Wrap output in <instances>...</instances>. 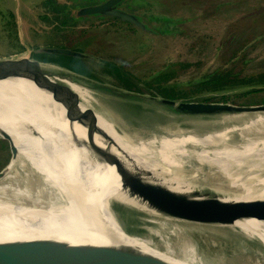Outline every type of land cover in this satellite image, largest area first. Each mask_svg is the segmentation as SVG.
Returning a JSON list of instances; mask_svg holds the SVG:
<instances>
[{
  "label": "water",
  "instance_id": "obj_1",
  "mask_svg": "<svg viewBox=\"0 0 264 264\" xmlns=\"http://www.w3.org/2000/svg\"><path fill=\"white\" fill-rule=\"evenodd\" d=\"M120 0H108L104 3L86 7L80 14H106L132 23L141 29L138 17L114 9ZM20 38L21 33L19 31ZM26 45V44H23ZM27 51L0 57V80L7 78H26L58 97L67 104L76 117L88 127L105 134L111 142V135L99 126L97 112H102L126 132L115 114H122L132 106L131 114L139 109L145 113H154L156 125L148 122L151 130L160 128L166 134L195 133L192 126L202 122L210 127L209 122L220 121L222 129L232 122L264 115V104L240 105L227 102H203L195 100L169 99L147 93L127 90L112 84L98 81L53 62H45L33 57V54H56L91 61L99 59L86 52L57 46L27 47ZM197 80L192 81L196 83ZM75 84L87 91L88 106L83 98L71 87ZM73 130V129H72ZM69 127V137L80 151L90 152L94 163H106L114 167L118 176L110 181L101 176V171H94V188L110 208H118L142 216L173 222L200 223L209 225L230 226L240 230L264 251V242L253 229L255 222L264 223V198L235 200L225 192L211 191L166 182L153 178L149 174L130 168L117 159L111 158L93 144L80 140ZM215 130V129H214ZM216 131V130H215ZM124 133V134H125ZM134 136V135H133ZM0 138L7 142L8 152L12 145L10 135L0 130ZM81 151L82 155L84 154ZM38 156V154L35 153ZM78 155H80L78 153ZM10 158V154H9ZM79 160V165L82 166ZM7 164L0 169L1 180L6 175ZM82 172L77 179L82 180ZM104 181L102 182L101 178ZM0 180V181H1ZM117 180L119 188L117 189ZM86 183L85 180H82ZM101 181V182H100ZM172 187V188H171ZM173 188L177 189L174 190ZM82 191L79 190L80 193ZM123 195V196H122ZM46 199L38 202L26 199H13L8 195L0 196V234L7 230L26 231V235L15 239H0V264H85L90 259L105 258L109 264H208L191 247L173 246L169 240L158 234L152 235L144 230L127 224L121 216L97 205H86L80 201L75 215H80L77 226L69 228L60 224L49 223L51 218L45 215L49 209ZM5 205L13 207L12 210ZM37 210H42L40 213ZM36 219L35 223L34 221ZM52 221V220H51ZM196 225V224H194ZM38 234V235H36ZM139 240L145 247L129 243L128 239ZM92 236L102 238L103 242L92 240Z\"/></svg>",
  "mask_w": 264,
  "mask_h": 264
},
{
  "label": "rangeland",
  "instance_id": "obj_2",
  "mask_svg": "<svg viewBox=\"0 0 264 264\" xmlns=\"http://www.w3.org/2000/svg\"><path fill=\"white\" fill-rule=\"evenodd\" d=\"M146 1L151 2L152 6H156L155 10L160 15L166 16L167 19H164L166 22L171 21L174 23L169 28L170 31H165L162 35L155 37L135 30L129 34L122 27L116 26L119 24L118 22L111 24V21H104L102 18H87L77 23H72L67 16L68 19L65 22L66 13L60 12L59 15L58 13L53 15V11H56L60 4L57 2L56 4L52 3V0H0V57L25 52L28 49L27 47L30 48L29 43H46L54 46L56 44L51 43L54 39L51 31L61 29L63 34H66L67 38H69V41L66 40V44H63L65 45L64 47L73 49L81 46L83 47V52L87 51L93 56L116 62L121 68H125L127 72L134 75L136 80H145L166 64L178 61L186 63L189 66L185 69H180L178 71L180 75L175 80H172V82L183 83L197 80L206 72L218 66L226 64L230 67L241 60L240 57H231L230 50L224 51V53L222 51L216 53L217 47L223 45L224 48H228L229 44L242 43L245 38H254L261 33L264 34V0ZM155 2L159 3L155 4ZM47 8L52 9L48 10ZM8 16L14 19L12 23L14 27L10 28L4 23ZM17 19H19L20 23L16 22ZM17 25L21 27V38L23 40L19 39L20 34ZM242 32L243 34L240 36ZM234 33L237 36L235 41L231 39ZM72 38H78V40H71ZM257 41H255L256 43L254 41L250 42L245 47L248 53L246 64L241 61L238 63L240 68H244L245 71H255L256 69L264 68V38ZM90 42L91 44L88 45ZM244 42H246V39ZM20 43L26 45H21ZM57 45V47H60L59 45L61 44ZM106 45L109 46L108 49L105 48ZM102 46L106 51L96 49ZM76 60L82 59L76 58ZM96 74L102 78L100 79L101 81H105L107 84H116V79L98 72ZM178 88L186 93L193 92V87L187 84L176 85L175 89ZM242 90L244 89L233 91L240 92ZM234 94L232 91L225 93H192L187 100L203 101L201 100L202 98L212 97L208 101L203 102L221 101L224 100L221 99V96L226 95L231 96L230 102L227 103L241 105L264 104L261 102L264 99V93H253L243 97H233ZM249 100L256 101L253 104H249L247 103ZM128 106L130 109H126L127 105H124L122 114H115L123 129L131 134L134 140L149 136L152 130L148 122L150 120V123L155 126L156 124L152 121L157 118L156 114L139 112V109H137L133 112L134 114L136 112L140 113L139 117H137L131 114V108L133 107ZM243 123L246 124L247 121L243 119L240 123L232 122L230 125L227 124L225 126L239 127ZM208 124L210 127L204 126L202 122H195L190 126L199 135L207 132H216L224 126L218 120ZM157 128H153V130ZM260 130L255 131V133L254 131L247 133L242 129L230 131L217 144L238 145L243 142L254 141V137L264 139V127H260ZM9 154L7 142L0 138V169L9 161ZM259 162L254 154L245 153L235 163V167L246 178L252 179L251 177L256 178V172L253 168L258 167ZM24 165L25 163L22 166ZM26 169L27 167L24 168V170ZM262 181L264 179L259 182ZM210 182L213 185L218 184V181ZM199 185L205 186L206 183ZM232 192L234 191L232 190ZM115 209L127 224L134 225L144 230L147 234H158L157 236L169 240L173 246L192 247L208 264H264V251L253 239H249L243 233L246 238L239 236L240 234L236 236L225 232L227 230L222 226L173 223L129 211L121 212L118 208Z\"/></svg>",
  "mask_w": 264,
  "mask_h": 264
},
{
  "label": "bare ground",
  "instance_id": "obj_3",
  "mask_svg": "<svg viewBox=\"0 0 264 264\" xmlns=\"http://www.w3.org/2000/svg\"><path fill=\"white\" fill-rule=\"evenodd\" d=\"M71 87L83 101L89 102L86 90L75 84H71ZM97 118L99 126L111 135L114 143L105 134L81 122L67 104L39 88L31 80L26 78L0 80V130L9 134L12 140L10 159L5 169L6 175L3 181L0 179V196L8 195L13 199L34 202L45 198L49 206L45 215L52 220L48 219L49 223L56 226L57 220H60L59 223L69 226L68 229L76 227L81 217V213L75 215L78 209L75 202L80 201L89 206L97 205L108 209L103 197L101 198L94 188L95 181L92 175L95 176L94 171H101V176L108 181L112 177L118 179L114 167L106 163H94L95 160L90 157L91 153L84 149L83 151L81 149L84 153L82 155L70 140L71 127L80 140L89 145L93 144L109 157L158 180L225 192L235 200L264 198V189H261L264 181L259 182L264 179V139L254 137V141L238 145L217 144L230 131L237 129L247 133L261 131L260 127H264V115L255 114L254 117L245 119L247 123H243L242 126H229L203 135L184 133L170 136L157 128L152 130L149 136L135 140L129 138L121 128H116L112 120L102 112H97ZM245 153L254 154L260 161L259 166L253 168L256 178H246L235 167V163ZM79 160L83 161L82 166L79 165ZM81 172L82 180L86 183L77 179ZM210 181H218V184L213 185ZM201 183L206 185H199ZM117 184L118 189V180ZM82 188L84 190L80 193L79 190L82 191ZM5 208L13 209L9 205H5ZM109 209L119 215L115 208ZM41 211L37 210L39 213ZM35 220L32 222L35 223ZM251 222L256 223L253 229L257 230V236L264 242V223ZM222 227L227 230L225 232L245 237L234 227ZM23 236L30 235H26V231L9 229L7 233L0 234V239ZM123 237L131 244L146 248L144 242ZM92 238L100 239L92 241H104L98 236ZM189 249L193 250L192 247ZM85 264L109 263L105 258H96L88 260Z\"/></svg>",
  "mask_w": 264,
  "mask_h": 264
},
{
  "label": "flooded vegetation",
  "instance_id": "obj_4",
  "mask_svg": "<svg viewBox=\"0 0 264 264\" xmlns=\"http://www.w3.org/2000/svg\"><path fill=\"white\" fill-rule=\"evenodd\" d=\"M106 1H108V0H52V3L56 4V2H57L60 4V6L57 7V10L53 11V15L54 14L56 15L57 13L59 15L60 12L66 13V17L64 18L65 22L68 18L71 19L70 22H72V23H77V22H79L83 19H87V18H89V19H93V18L101 19L102 18V20H104V21L109 20V21H111V24H113L115 22L113 18H116V17L111 16V15H106V14H99V15L80 14V11L82 9H84L86 7L98 5V4L104 3ZM158 3L155 2V4H158ZM152 5L153 4L151 2L146 1V0H120L114 6V9L129 13V14H132V15L138 17L140 22L142 24L146 25V28L141 29L140 27H138L132 23L124 22V21H121L119 19L118 20L120 22H122V24L119 25L120 23L118 22L119 24L116 26L122 27L123 30L125 29L129 34L131 32L133 33V31L135 30V31L143 32L145 34L152 35L154 37L162 35L165 31H170L169 28H171L174 25V23H172L171 21L166 22L164 20V19H167L166 16L160 15V13L155 10L156 6H152ZM47 9L50 10L52 8H47ZM67 16H68V18H67ZM11 19H12L11 16H8V18L4 21V23L7 24V26L10 28L13 26L12 23L14 20V19H12V21H11ZM59 28H61V27H59ZM53 29H55V28H53ZM118 30H120V29H118ZM51 33L54 35V39L51 41V43L56 44L54 46H58L57 44H61L59 46L64 47L65 45H63V44H66V42H67L66 40L69 41V38H67L66 34H63V30H61V29L55 30V31L53 30V31H51ZM77 37H79V35H77ZM71 40L77 41L78 38H76V39L72 38ZM90 44H91V42L88 45H90ZM29 45H30V48L35 47V46H32L34 44L31 45L29 43ZM44 46H53V45H47L45 43ZM82 48L83 47L80 46V47H74L73 49L83 51ZM105 48L108 49L109 46L106 45ZM105 48L102 46V47H98L96 49H98V50L103 49L104 51H106ZM85 52L90 54V52H87V51H85ZM32 56L37 58V59H40L42 61H45V62L56 63L58 65H61L63 67H66L68 69L79 72L81 74H84L90 78H94L97 80L102 79V78L98 77L96 72L101 73L102 75H105L107 77H111L113 79L115 77H122V78H126V79H130L132 77V78L136 79V77H134V75L127 72V70L125 68H121V66H119L116 62L108 61L102 57H97L99 59V61H91V60H86V59H82V60H76L75 59L76 61H72L71 59H69L70 57H68V56L56 55V54H42V53L39 54L38 53V54H33ZM170 64L171 63L166 64L164 67H162L156 71L158 72L162 69H166L167 66ZM222 66L226 67L227 65L224 64ZM175 68H176V66H175ZM153 73L151 75L155 74V73L154 74ZM179 75H176L174 78H172L171 82H172V80H175ZM148 78H146L145 80L138 79V81L136 83H138L141 86L142 83L143 84H144V82L146 83ZM102 82H105V81H102ZM176 83L178 84V81ZM183 84L188 85V83H186V82H183ZM115 86H119V85L115 84ZM146 88L143 89L144 93H148V94H152V95L156 94L154 90L146 89ZM191 95H188L187 97H181L180 99L187 100Z\"/></svg>",
  "mask_w": 264,
  "mask_h": 264
},
{
  "label": "trees",
  "instance_id": "obj_5",
  "mask_svg": "<svg viewBox=\"0 0 264 264\" xmlns=\"http://www.w3.org/2000/svg\"><path fill=\"white\" fill-rule=\"evenodd\" d=\"M113 19L115 21L114 23L119 22L120 24H122V22H120L118 19L116 18ZM242 34L243 32L240 34V36H242ZM236 37L237 36L234 33L231 39H234L235 41ZM252 38L253 37H250L249 39L245 38L246 42H244L245 39H243L242 43L235 42L229 44L228 48H224L223 45H221L217 47L216 53H218L219 51H222L224 53V51L227 52L230 50L231 57H240L241 58L240 61L244 64L246 62V56L248 55L247 50L245 49L246 45L253 41L254 43H256L255 41H257V39H259L258 41L262 40L264 38V34L261 33L257 37H254L253 39ZM69 59H71L72 61H76L75 60L76 58L74 57H70ZM238 63H235V65H232L230 67L218 66L217 68H214L213 70H209L208 72H206L201 78L197 79L196 83L192 84V81L194 80H191L186 83H188L189 86L193 87V92H192L193 94H199L205 92L225 93L232 91L235 93L233 97H243L253 93L254 94L264 93V68L256 69L255 71L252 70L245 71L244 68H240ZM175 66H178V68L176 69ZM188 66H189L188 64L182 63L181 61H178L176 63H171L170 65L167 66L166 69H162L157 73H155L154 75H151L147 79L146 83L145 82L144 84L142 83L141 86L138 83H136L138 80L132 77L130 79L115 77L114 79L117 80L115 83L119 85L118 87L127 90L144 93L143 89L147 87L146 89L154 90L156 96H161L169 99H180L181 97H187L192 93L183 92L182 90H179V88L175 90L176 85H180L183 83L178 82L177 84L176 82H171V79L174 78L176 75H179L180 72L178 71H180V69H185ZM238 67L239 69H237ZM98 81H100V79ZM239 89H244V90L240 92L233 91ZM211 98L212 97H207V98L205 97L202 98L201 100L208 101ZM221 99L224 100L209 101V102H230L229 100H231V96L222 95ZM255 101L256 100L254 101L249 100L247 103L253 104L255 103ZM261 102L264 103V99ZM261 189H264V182L261 184Z\"/></svg>",
  "mask_w": 264,
  "mask_h": 264
},
{
  "label": "crops",
  "instance_id": "obj_6",
  "mask_svg": "<svg viewBox=\"0 0 264 264\" xmlns=\"http://www.w3.org/2000/svg\"><path fill=\"white\" fill-rule=\"evenodd\" d=\"M16 22H18V23H20V21H19V19H17V21ZM19 25V24H18ZM17 25V28H18V32L20 31L21 32V36H22V30H21V27L20 26H18ZM20 40L22 39V38H19ZM19 40V41H20ZM23 40V39H22ZM21 45H23L22 43H20ZM31 44V43H30ZM32 45V44H31ZM45 44H43V43H39V44H34V45H32V46H44ZM34 48V47H33ZM139 112H142V111H140V110H138ZM134 112H135V110H134ZM139 114L140 113H138V112H136V114H134V115H136L137 117H139Z\"/></svg>",
  "mask_w": 264,
  "mask_h": 264
}]
</instances>
